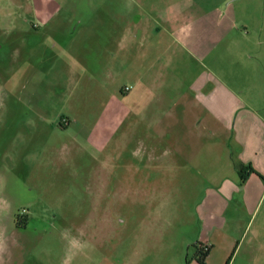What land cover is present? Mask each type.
I'll list each match as a JSON object with an SVG mask.
<instances>
[{"label": "rangeland", "instance_id": "rangeland-1", "mask_svg": "<svg viewBox=\"0 0 264 264\" xmlns=\"http://www.w3.org/2000/svg\"><path fill=\"white\" fill-rule=\"evenodd\" d=\"M200 16L214 21L204 51L221 58L212 31L229 18L247 34L244 61L257 64L264 0H0V258L193 264L199 201L142 147L161 141L154 99L141 118L159 87L172 109L220 64L193 52ZM234 243L210 262L242 264L249 242Z\"/></svg>", "mask_w": 264, "mask_h": 264}, {"label": "crops", "instance_id": "crops-1", "mask_svg": "<svg viewBox=\"0 0 264 264\" xmlns=\"http://www.w3.org/2000/svg\"><path fill=\"white\" fill-rule=\"evenodd\" d=\"M201 16L191 21L193 52L209 62L216 56L220 64L206 67L209 71L188 84L187 91L174 99L172 109L166 108L167 87L163 92L159 87L155 96L147 98L149 107L141 119L152 117L154 99L161 111L156 125L161 141L142 147L153 153L151 158L158 161L162 175L167 169L174 170L175 184L188 188L190 196L199 201L192 214L193 226L199 230L194 246L209 249L206 264H213L210 255L214 250L222 252L225 262L236 240L241 243L239 251L249 242L242 264H264V53L255 59L257 64L244 61L248 47L240 41H246L247 34L229 18L212 31V39L217 37L222 43L221 58L215 50L204 51L202 41L211 36L208 25L214 21ZM236 55L243 56L244 66L235 72L231 63ZM240 165L246 172L250 167L256 172L244 183ZM237 257L230 264H236ZM0 264H14V259L0 258ZM193 264L198 263L194 260Z\"/></svg>", "mask_w": 264, "mask_h": 264}, {"label": "trees", "instance_id": "trees-1", "mask_svg": "<svg viewBox=\"0 0 264 264\" xmlns=\"http://www.w3.org/2000/svg\"><path fill=\"white\" fill-rule=\"evenodd\" d=\"M239 171L242 174V182L244 183L247 179V177L251 174V173H256L251 167L248 168L249 171L246 172L245 168L243 166H239ZM195 248H197V257H196V261L198 264H206V258L208 256L209 253V249L207 247H204L202 245H195Z\"/></svg>", "mask_w": 264, "mask_h": 264}, {"label": "clouds", "instance_id": "clouds-1", "mask_svg": "<svg viewBox=\"0 0 264 264\" xmlns=\"http://www.w3.org/2000/svg\"><path fill=\"white\" fill-rule=\"evenodd\" d=\"M77 246L83 248L86 245H80L79 242H77ZM68 259H71V257H69ZM64 264H68L67 260L64 262Z\"/></svg>", "mask_w": 264, "mask_h": 264}]
</instances>
